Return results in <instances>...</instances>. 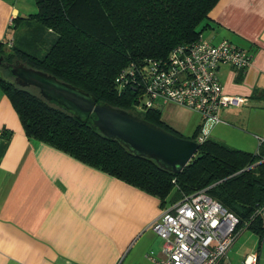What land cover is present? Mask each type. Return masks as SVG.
I'll use <instances>...</instances> for the list:
<instances>
[{
	"label": "trees",
	"instance_id": "16d2710c",
	"mask_svg": "<svg viewBox=\"0 0 264 264\" xmlns=\"http://www.w3.org/2000/svg\"><path fill=\"white\" fill-rule=\"evenodd\" d=\"M27 19L38 25L39 38L24 48L0 40L9 62L45 71L77 86L97 101L137 112L149 122L181 137L161 119V108L139 113L134 103L139 80L124 86L117 78L134 64L164 60L173 48L199 37L218 0H34ZM33 39V37H31ZM232 42V41H231ZM6 48V49H5ZM0 74V88L9 98L29 140L46 143L125 183L173 203L200 189L220 202L248 229L264 249V143L248 152L205 137L193 162L172 173L149 158L129 152L117 140L97 131L47 102L36 89L15 85ZM136 71V79H140ZM11 78V79H10ZM197 140L195 130L190 137Z\"/></svg>",
	"mask_w": 264,
	"mask_h": 264
},
{
	"label": "crops",
	"instance_id": "0c3cea01",
	"mask_svg": "<svg viewBox=\"0 0 264 264\" xmlns=\"http://www.w3.org/2000/svg\"><path fill=\"white\" fill-rule=\"evenodd\" d=\"M35 11L34 0H0V40L9 41L11 26ZM201 37L227 39L251 54L243 71L217 70L223 93L245 101L221 109L218 122L164 118L162 111L161 119L177 132L195 124L198 137L257 152L264 143V0H218ZM171 204L29 140L0 88V264H153L145 254L160 256L162 239L152 224Z\"/></svg>",
	"mask_w": 264,
	"mask_h": 264
},
{
	"label": "built area",
	"instance_id": "2783aa9c",
	"mask_svg": "<svg viewBox=\"0 0 264 264\" xmlns=\"http://www.w3.org/2000/svg\"><path fill=\"white\" fill-rule=\"evenodd\" d=\"M252 56L244 48L223 39L218 43L199 37L187 45H178L164 60H151L141 67L131 64L117 81L124 86L139 80L141 93L134 109L147 111L165 104L187 107L202 119L219 121L218 114L225 107L241 106L245 98L225 95L217 70L228 64L243 71ZM139 72L140 79L135 73ZM205 139L199 136L197 142ZM239 220L206 189L183 195L169 205L152 224L162 239L161 255L152 252L145 258L153 264H231L225 262L227 252L242 229ZM259 255L245 256L241 264H258Z\"/></svg>",
	"mask_w": 264,
	"mask_h": 264
},
{
	"label": "water",
	"instance_id": "95a60500",
	"mask_svg": "<svg viewBox=\"0 0 264 264\" xmlns=\"http://www.w3.org/2000/svg\"><path fill=\"white\" fill-rule=\"evenodd\" d=\"M2 59L0 54V61ZM2 67L12 75L15 85L37 89L47 102L78 120H88L102 135L117 140L135 156L152 159L172 173L181 172L193 162L200 145L196 140L149 122L137 112L97 101L89 92L17 59L3 63Z\"/></svg>",
	"mask_w": 264,
	"mask_h": 264
},
{
	"label": "rangeland",
	"instance_id": "374dc122",
	"mask_svg": "<svg viewBox=\"0 0 264 264\" xmlns=\"http://www.w3.org/2000/svg\"><path fill=\"white\" fill-rule=\"evenodd\" d=\"M37 28L38 25H35L34 21L22 22L20 24L18 23L16 27L11 26V29L14 30V34L12 32L8 33L7 39H9L10 44H12L13 46H19L21 48L22 47L24 48L25 46L30 45L31 40L33 42L39 38L40 33H39V29ZM31 37H33V39ZM0 74L6 78L10 77L1 70H0ZM28 89H33V87H29ZM138 111L140 112V110ZM161 111H162V117L164 118L177 117L186 120L193 115V117H191L192 120L191 122L194 123L195 121H198L200 117L199 114L192 111L191 109H188L187 107H184L182 105H177L172 103L162 106ZM142 112L145 113L146 111H142ZM195 124L191 129L190 126L185 128L184 126H182L181 128L182 130L179 132L180 135L184 137H190L193 133L191 131L195 128ZM202 127H204L203 123H202ZM251 253H257L259 255L258 264H264V249H261L260 251L258 250L257 236L248 229H242L238 237L234 241L233 245L228 250L225 262H230L231 264H241L245 256Z\"/></svg>",
	"mask_w": 264,
	"mask_h": 264
},
{
	"label": "flooded vegetation",
	"instance_id": "af4514ba",
	"mask_svg": "<svg viewBox=\"0 0 264 264\" xmlns=\"http://www.w3.org/2000/svg\"><path fill=\"white\" fill-rule=\"evenodd\" d=\"M0 54H1V53H0ZM6 62H9V61H8V59H6V57L4 56L3 59L0 61V70H1L2 72H5L6 75H8L9 72H8L4 67H2V64H3V63H6Z\"/></svg>",
	"mask_w": 264,
	"mask_h": 264
}]
</instances>
